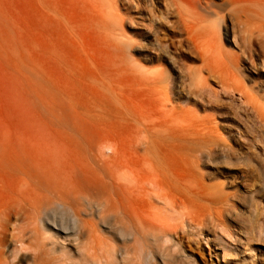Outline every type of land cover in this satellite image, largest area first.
<instances>
[{
  "label": "bare ground",
  "instance_id": "1",
  "mask_svg": "<svg viewBox=\"0 0 264 264\" xmlns=\"http://www.w3.org/2000/svg\"><path fill=\"white\" fill-rule=\"evenodd\" d=\"M88 1L96 9L93 28L114 64L132 63L142 71L116 9L109 12L100 0ZM150 1L156 8V0ZM161 1L162 20L176 21L175 28L165 22L167 31H183L197 42L198 94L212 79L224 94L239 96L238 113L252 117L262 132L263 98L245 81L250 73L253 85L264 87V0H224L221 17L196 3ZM214 19L226 20L230 50L220 44ZM140 76L154 94L167 82L162 70ZM50 99L39 102L31 144L9 159L0 150V174L12 184L0 214V264L21 256L32 264H76L56 248H71L73 242L79 264H171L177 258L197 264L190 234L207 220L228 232L224 219L232 211L231 197L213 182L212 172L204 171L217 165L219 135L212 118H202L194 129L170 128L153 100L149 115L127 111L110 117ZM3 219L12 221L8 229L1 227ZM244 236L246 246L255 239L264 242V229L250 226ZM8 241L17 246L12 261L4 252Z\"/></svg>",
  "mask_w": 264,
  "mask_h": 264
},
{
  "label": "rangeland",
  "instance_id": "2",
  "mask_svg": "<svg viewBox=\"0 0 264 264\" xmlns=\"http://www.w3.org/2000/svg\"><path fill=\"white\" fill-rule=\"evenodd\" d=\"M180 2L196 3L201 10H215L220 17L227 10L224 0ZM100 3L109 12L116 9L124 34L133 42L132 58L142 71L134 69L132 63L126 68L114 64L93 28L96 9L88 0H0L3 158H11L15 150L31 144L39 102H50V98L77 112L110 117L127 111L149 115L153 100L164 110L160 112L170 128L176 125L194 129L202 118H212L219 135L217 165L204 171L213 173V182L230 195L232 211L224 219L228 232L222 233L220 227L207 220L202 229L190 234L191 253L197 264H264V242L255 239L251 245L244 243V234L250 226L264 229V130L257 132L254 119L238 113L239 96L224 94L212 79L207 80L202 95L198 94L200 86L194 76L201 67L197 42L183 31H167L165 22L175 28L176 21L162 20L158 14L163 10L161 0H156V8L149 0H100ZM214 21L220 44L230 50L232 38L226 35V20ZM198 41L205 42L202 38ZM161 70L167 82L154 94L140 75ZM246 80L245 86L253 88L264 102V87L253 85L255 77L250 73L246 74ZM11 187L8 178L0 174L1 215ZM1 224L8 229L12 221L3 219ZM75 243L70 244L71 248L58 244L56 248L67 251L79 264ZM16 248L12 241L4 247L9 261ZM21 258L12 264H32L30 257ZM176 260L171 264H189Z\"/></svg>",
  "mask_w": 264,
  "mask_h": 264
}]
</instances>
